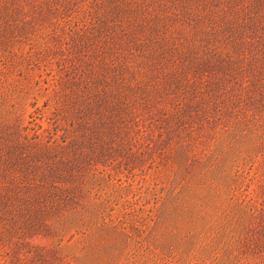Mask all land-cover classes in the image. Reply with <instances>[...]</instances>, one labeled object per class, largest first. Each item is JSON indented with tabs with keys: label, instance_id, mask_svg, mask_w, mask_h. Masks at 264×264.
<instances>
[{
	"label": "rangeland",
	"instance_id": "obj_1",
	"mask_svg": "<svg viewBox=\"0 0 264 264\" xmlns=\"http://www.w3.org/2000/svg\"><path fill=\"white\" fill-rule=\"evenodd\" d=\"M184 237L264 259V0H0V264Z\"/></svg>",
	"mask_w": 264,
	"mask_h": 264
},
{
	"label": "trees",
	"instance_id": "obj_2",
	"mask_svg": "<svg viewBox=\"0 0 264 264\" xmlns=\"http://www.w3.org/2000/svg\"><path fill=\"white\" fill-rule=\"evenodd\" d=\"M216 206L219 207L217 211L220 212L222 210L220 204L217 203ZM144 240L147 243L150 242L147 239ZM144 240L137 241L128 234H120V236L113 241H109V243L121 248L144 245ZM155 244L164 249L162 253L160 252L157 255L158 258L149 259L144 257L136 259L131 257H136V252L131 250L122 251L120 254L123 257L116 260L115 264H123L124 262H127V264H260L264 260L258 253H241L227 243L225 244L226 248L224 246L217 251L214 245H220L221 242L215 241V239L184 237L177 241L176 239L160 238ZM114 251L116 250L114 249ZM140 256H143V254ZM85 259V256L73 257V264H90Z\"/></svg>",
	"mask_w": 264,
	"mask_h": 264
}]
</instances>
